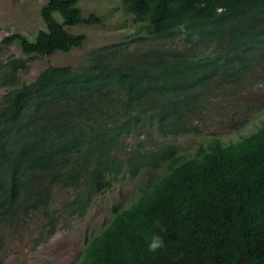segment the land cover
<instances>
[{
  "label": "trees",
  "instance_id": "16d2710c",
  "mask_svg": "<svg viewBox=\"0 0 264 264\" xmlns=\"http://www.w3.org/2000/svg\"><path fill=\"white\" fill-rule=\"evenodd\" d=\"M78 2L44 0L45 28L35 39L15 32L0 44L17 40L22 53L39 56L81 48L86 35L65 27L103 17L83 16ZM121 2L142 23L136 32L178 36L182 47L151 46L121 59L116 47L104 48L76 66L49 65L20 85L27 61L0 62L15 85L0 96V222L39 211L51 234L54 188H82L74 203L89 202L108 174L162 166L127 207H113L75 264H264V120L227 141L210 136L192 154L170 146L124 164L114 155L121 138L147 121L164 137L173 133L213 83L240 82L255 67L264 81V0ZM153 233L166 245L156 253L147 248Z\"/></svg>",
  "mask_w": 264,
  "mask_h": 264
},
{
  "label": "rangeland",
  "instance_id": "374dc122",
  "mask_svg": "<svg viewBox=\"0 0 264 264\" xmlns=\"http://www.w3.org/2000/svg\"><path fill=\"white\" fill-rule=\"evenodd\" d=\"M43 2L0 0V41L15 32L33 41L39 29L45 28L40 16ZM78 6L83 16L93 13L103 17L100 24L65 27L71 33L86 35L81 48L39 56L22 53L17 40L7 45L0 44V62L18 58L29 65L27 72L17 73V85L34 80L49 65L76 66L85 62L91 53L104 48L116 47L119 52L115 59H121L151 46L182 47V38L178 36L154 39L144 31L136 32L137 26L142 23L124 10L121 0H79ZM55 16L61 19L58 14ZM197 48L204 53L210 51L208 46ZM14 86L9 79L3 78L0 71V96ZM196 91L202 95V90ZM199 99L202 102L191 104L194 110L186 114L173 133L164 137L155 128L156 121L152 124L147 121L121 138L114 151L115 157L124 164L134 154L170 146L192 154L198 143L210 136L227 141L249 133L264 120V81L258 67L240 82L211 84ZM125 169L108 174L89 202L82 199L79 204L74 203V198L82 188H54L50 213L55 220V228L51 234L46 230L47 217L39 211L18 215L10 224L1 221L0 264H75L81 260L86 240L109 223L113 207H127L155 174H162L165 170L162 166L155 170L142 167L133 176Z\"/></svg>",
  "mask_w": 264,
  "mask_h": 264
},
{
  "label": "clouds",
  "instance_id": "9594fccd",
  "mask_svg": "<svg viewBox=\"0 0 264 264\" xmlns=\"http://www.w3.org/2000/svg\"><path fill=\"white\" fill-rule=\"evenodd\" d=\"M155 227L160 229V232L166 231V228L159 222V220L154 222ZM165 241L164 238L158 234V233H153L148 241V251L151 253H156L162 249L165 248Z\"/></svg>",
  "mask_w": 264,
  "mask_h": 264
}]
</instances>
